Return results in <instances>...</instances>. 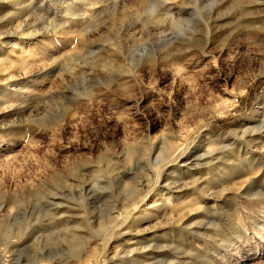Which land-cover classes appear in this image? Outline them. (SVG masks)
Masks as SVG:
<instances>
[{
	"label": "rangeland",
	"instance_id": "obj_1",
	"mask_svg": "<svg viewBox=\"0 0 264 264\" xmlns=\"http://www.w3.org/2000/svg\"><path fill=\"white\" fill-rule=\"evenodd\" d=\"M240 6L0 0V264H264V0Z\"/></svg>",
	"mask_w": 264,
	"mask_h": 264
},
{
	"label": "bare ground",
	"instance_id": "obj_2",
	"mask_svg": "<svg viewBox=\"0 0 264 264\" xmlns=\"http://www.w3.org/2000/svg\"><path fill=\"white\" fill-rule=\"evenodd\" d=\"M244 1L245 0H236V2L237 3H239V5H241L240 7H242L243 9H244ZM230 3H231V0H230ZM239 13H244V11L242 10H240L239 12H235V11H233L232 13L230 12V13H228V14H226V16H229L230 14L232 15V16H236V15H238ZM230 17V16H229ZM227 40V39H226ZM227 50V49H226ZM165 57V56H164ZM167 57H168V55H167ZM244 86V85H243ZM261 105H263L264 106V90H262L261 92H260V94H259V99H258V102H257V104H256V106H255V109L252 111V113H251V117L250 118H252V117H254L256 114H257V112H258V110L260 109V107H261ZM248 119V121H250L251 119ZM263 122V121H262ZM261 123V122H260ZM263 127V126H262ZM261 128V127H260ZM236 131L237 130H239V129H235ZM257 130V131H256ZM260 130V129H259ZM256 132H258V128H256V125L254 126V125H251V126H248L246 129H244V131L242 132V137H245V135L247 134V133H249L250 134V136L252 137V138H254V136H255V133ZM55 200V199H54ZM133 249V248H132ZM128 252V251H127ZM56 262H51L50 264H55ZM58 263V262H57ZM49 264V263H48Z\"/></svg>",
	"mask_w": 264,
	"mask_h": 264
}]
</instances>
